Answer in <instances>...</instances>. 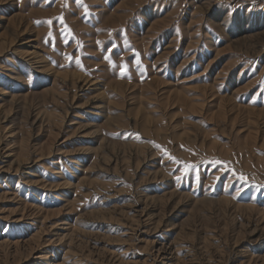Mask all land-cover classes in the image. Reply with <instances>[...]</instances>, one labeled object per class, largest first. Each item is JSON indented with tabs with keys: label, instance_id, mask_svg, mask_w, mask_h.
I'll use <instances>...</instances> for the list:
<instances>
[{
	"label": "rangeland",
	"instance_id": "obj_1",
	"mask_svg": "<svg viewBox=\"0 0 264 264\" xmlns=\"http://www.w3.org/2000/svg\"><path fill=\"white\" fill-rule=\"evenodd\" d=\"M0 264H264V0H0Z\"/></svg>",
	"mask_w": 264,
	"mask_h": 264
},
{
	"label": "snow or ice",
	"instance_id": "obj_2",
	"mask_svg": "<svg viewBox=\"0 0 264 264\" xmlns=\"http://www.w3.org/2000/svg\"><path fill=\"white\" fill-rule=\"evenodd\" d=\"M48 23L51 24V21H48ZM124 67L126 68L127 66L125 65ZM172 159H174V158H172ZM186 169H187V166H186ZM178 179H179V177H178ZM240 179H245V178L243 176H241Z\"/></svg>",
	"mask_w": 264,
	"mask_h": 264
}]
</instances>
